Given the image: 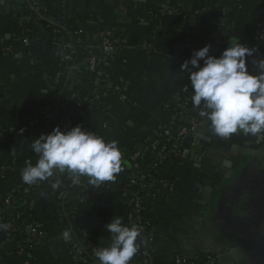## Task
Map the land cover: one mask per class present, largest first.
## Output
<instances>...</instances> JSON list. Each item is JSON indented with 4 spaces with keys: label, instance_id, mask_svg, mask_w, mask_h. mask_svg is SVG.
<instances>
[{
    "label": "crops",
    "instance_id": "crops-1",
    "mask_svg": "<svg viewBox=\"0 0 264 264\" xmlns=\"http://www.w3.org/2000/svg\"><path fill=\"white\" fill-rule=\"evenodd\" d=\"M22 4L27 0H11ZM49 20L75 19L88 38L94 54L105 33L117 32L123 46L106 69L111 87L122 85L121 95L113 94L104 113L91 104L72 109L69 128L80 124L105 138L116 141L121 151V170L115 180L99 187L88 183L91 201L87 226L93 250L110 243L104 225L123 218L122 185L130 172L126 154L151 140L155 131L170 116L167 106L177 104V97L187 73L180 66L194 49L214 41L211 53L219 56L229 40L256 48L264 54V40L258 39L264 25L262 0H36ZM219 4L216 11V4ZM222 8V10L220 9ZM199 12L196 16L193 14ZM228 17V31L220 33ZM35 39L33 50L16 36L17 22ZM40 16H26L20 8L0 3V37L11 40L12 52L0 58V166L9 169V178L0 176V195L26 185L21 179L25 161L35 163L30 149V133L37 131L25 118L35 109L51 110L54 98L50 85L56 73L71 69L69 59L58 54L59 41L45 37ZM256 55V54H254ZM249 60L252 57L248 58ZM82 80L73 83L78 96L94 90L93 75L87 66L80 68ZM190 100V95H188ZM199 120L203 129L185 146L180 157H170L151 166L156 179L150 187L152 196L145 200L152 227L153 264H173L176 257L197 259L212 254L218 264H264V146L258 147L255 135L233 134L221 138L209 130V123ZM181 121L182 123H186ZM21 129H24L21 134ZM15 132L11 134L9 132ZM174 132H178L175 129ZM18 136V137H17ZM125 164V165H124ZM67 177V174H62ZM58 176L53 179H57ZM68 178V177H67ZM82 178V177H81ZM70 180V179H69ZM162 184L157 187L156 184ZM173 184L172 189L169 187ZM30 210L43 226V242L37 243L32 260L35 264H76L70 241L62 238L60 202L48 181L34 184ZM77 199L67 202L76 208ZM15 228L31 223L21 219L20 207L7 209ZM11 229L0 226V264H21L10 247ZM129 264H140L139 250Z\"/></svg>",
    "mask_w": 264,
    "mask_h": 264
},
{
    "label": "trees",
    "instance_id": "trees-1",
    "mask_svg": "<svg viewBox=\"0 0 264 264\" xmlns=\"http://www.w3.org/2000/svg\"><path fill=\"white\" fill-rule=\"evenodd\" d=\"M36 0H27L22 4H15L11 0H0V3H4L11 8H20L26 16H40L42 25L45 30V34L53 35L60 43L58 54L61 57L69 59L71 62V69L67 73H56L53 76L50 85V96L54 98V106L48 112L40 109H35L31 114L27 115L25 121L29 125L32 120L39 122V129L30 133V139L35 140L40 134H47L52 129L59 125L61 129L69 127L68 117L72 112V109L79 107L81 104L89 103L95 112L104 113L107 109V105L111 101L114 87L109 84L108 77L106 75V69L112 65L113 57L104 54L101 49L103 38H107L114 45L116 52L123 46L122 36L117 32L105 33L101 36L98 46L99 53L94 54L90 46L88 45V38L86 33L80 29L75 19H69L67 21L58 20L52 22L49 20L48 12L37 11L34 6ZM220 5L216 4V11ZM222 10V8H220ZM197 13L193 14L196 16ZM262 27V26H261ZM16 36L21 43L28 39L31 44L27 47L29 51L33 50L35 39L32 35L27 33L23 28L21 20L17 22ZM261 29L258 35V39H261ZM208 44H212L214 41L211 37L207 38ZM70 46V49H65L66 46ZM11 40H4L0 37V58L12 52ZM115 52V53H116ZM95 58L99 65L93 75V82L95 84L94 90L85 97L78 96L77 92L73 89V83L76 80H82L84 75L80 73V68L87 66L89 68L90 61ZM250 61V60H249ZM251 70V64H249ZM100 73V74H99ZM189 81L186 78L182 84V87L178 94H181L183 87L188 85ZM122 87V85L119 84ZM191 87L189 95L191 96ZM123 92V89H122ZM170 111V116L165 122V126L170 130V136H163L159 142V148L157 151H144L140 154L137 160H133L136 150H129L126 154L125 164L129 168L130 172L128 177L124 180L122 185V200L123 207L122 213L126 226H133L129 219L130 215H134V206H130L131 201H138L140 206V212L137 216L140 219L141 227L144 230V236L148 242L153 244L152 227L150 225L149 217L147 214V206L145 200L153 195L150 184L156 179L154 171L151 166L160 162L158 158L159 151L166 147L168 149L167 155L174 157L175 154L169 151L170 140L176 144H180L178 133L174 132L178 129V126H173L174 119L177 121H184L185 119L192 120L189 112L196 110L191 102V99L185 102L184 100L178 102L174 106H167ZM45 113L52 114V119L48 120ZM176 117V118H174ZM174 118V119H173ZM15 134V132H9ZM163 134V130H160ZM264 133V132H262ZM8 135V132H0V138ZM257 134L255 135L256 139ZM18 137V136H17ZM124 164V165H125ZM0 176L2 179L9 178V169L0 166ZM58 179L61 180V185L58 189H55V195L57 202H60L61 215L59 217L60 222L64 225L65 230H68L71 234L70 246L74 257L76 258V264H99L93 255V240L90 236L87 226L88 211L91 201V193L89 185L86 182L87 177L81 178V184L74 186L67 177L62 174H57ZM135 182V183H133ZM34 185H22L15 187L6 196L0 195V226L11 229L12 240L9 242L10 247L15 252L16 256L20 260L21 264H35L32 260L33 252L37 243L43 242V237H39V233H43L42 224L35 221L34 216L30 210V204L33 202V190ZM171 189L173 184L169 186ZM77 199L76 208L70 209L67 202L70 199ZM20 207L21 219L31 218L34 224L38 225V234L32 236L28 232L26 226L15 228L13 220L6 214L7 209ZM142 240L138 237L137 243L141 247ZM148 256H140V264H153L152 257L154 254V244L152 247H148ZM149 255L151 257H149ZM218 264L217 260L212 254H205L197 259H187L184 257H176L173 264ZM184 261V262H183Z\"/></svg>",
    "mask_w": 264,
    "mask_h": 264
},
{
    "label": "clouds",
    "instance_id": "clouds-1",
    "mask_svg": "<svg viewBox=\"0 0 264 264\" xmlns=\"http://www.w3.org/2000/svg\"><path fill=\"white\" fill-rule=\"evenodd\" d=\"M210 53V44L194 49L180 66L182 73H187L190 99L199 117L210 122L212 133L225 139L238 132H264V54L234 40H229L219 56ZM30 149L37 159L35 163L25 161L20 173L28 185L48 181L55 190L61 180L53 178L67 174L74 186L81 184V177H88L90 185L99 187L114 181L121 170L117 142L106 141L80 124L64 129L57 125L49 133L40 134ZM104 228L110 233V243L93 250L96 260L99 264H129L139 250L137 239L142 229L125 226L119 216ZM62 238L71 241L70 232L65 230Z\"/></svg>",
    "mask_w": 264,
    "mask_h": 264
},
{
    "label": "built area",
    "instance_id": "built-area-1",
    "mask_svg": "<svg viewBox=\"0 0 264 264\" xmlns=\"http://www.w3.org/2000/svg\"><path fill=\"white\" fill-rule=\"evenodd\" d=\"M262 1L264 3V0H262ZM1 4L3 5L4 3H1ZM34 6H35V9L37 11L40 10V8L38 7L37 1L34 2ZM197 14H199V12H197ZM260 29H261V35H262V38L261 39L264 40V25H262V27H260ZM23 43H24V45L26 47H28L31 44V41L28 40V39H26V40H24ZM70 48L71 47L69 45L65 47V49H70ZM100 50H102L104 54H107V55H109L111 57H113L114 54H115V52H116L114 45L107 38H103V43H102V46H101V49ZM98 65H99V63L97 62V60L95 58H93L90 61L89 71L92 73V75L95 74V70H96V68H97ZM94 86H95V84H94ZM190 87L191 86L189 84V85H186L185 87L182 88V90H181V96H178L177 97V103L178 102H181L183 100L185 102H187L189 100L188 99V95H189ZM114 93L117 94V95H121L122 94V88H121V86H119V85L116 86L114 88L113 94ZM48 111H50V110H48ZM48 111H45V112H48ZM45 115H46V117H47L48 120H51L52 119V114L45 113ZM70 116H71V114L69 115V117L67 119L68 122L70 120ZM174 118H176V117H174ZM199 124H200L199 123V120H197V119H192L190 125L189 124H186V123H182L181 121H177L176 119L173 120L172 125L173 126H178V136H179V140L181 142L180 144H176V143H174L171 140L169 142V145H170L169 151H172L175 154L174 157H180L181 149H182V147H181L182 144L186 141L187 138L195 135L194 133H195L196 128L198 127ZM29 125L32 128L36 129V130L39 129L38 128L39 127V122L37 120H35V119L32 120L29 123ZM161 129L164 132L163 134L160 133V130ZM170 134L171 133H170V130L168 129V127H166V126L163 125L160 128H158V130L155 131V136H154L153 139L144 141L143 144L139 148L136 149V153H135V155L133 157V160L134 161L137 160L139 158L140 154L142 152H144V151L145 152L146 151H152V152L157 151L158 148H159V142H160L161 138L163 136H170ZM255 143H256V145L258 147H263L264 146V133L261 132V133H258L257 134L256 139H255ZM167 153H168V149H166V147L162 148L159 151L158 158L161 160V162L164 161L166 157H169L167 155ZM133 183H135V182H133ZM130 206H134V208H135L134 211H133L134 215H130L129 216L130 221L132 222L133 225H135V226L139 227L140 229H142L141 234L139 236V238L142 240V242H141L142 249L139 248V255L145 257V256H148V249L147 248L148 247L149 248L152 247L153 244L147 241V239L144 236V230L140 226L141 225L140 219L137 216V214L141 210L140 209V206H139V202L138 201H131L130 202ZM30 221H31V223L27 227L28 228V232L32 236H35V235L38 234V229H40V227L38 225L34 224V222H33V220L31 218H30ZM39 237H43V233L42 232L39 233ZM149 257H151V256L149 255ZM178 264H179V261H178Z\"/></svg>",
    "mask_w": 264,
    "mask_h": 264
},
{
    "label": "water",
    "instance_id": "water-1",
    "mask_svg": "<svg viewBox=\"0 0 264 264\" xmlns=\"http://www.w3.org/2000/svg\"><path fill=\"white\" fill-rule=\"evenodd\" d=\"M229 20H228V17H225L224 19H223V21H222V25L219 27V31H220V33H222L223 35H225L224 34V32H227L228 31V26H229V22H228ZM186 122H187V124H191V121L190 120H186ZM203 129V127L202 126H198L197 128H196V131H195V133L194 134H197L200 130H202ZM178 133V132H177ZM193 139H194V137L193 136H191V137H189V138H187L186 139V144H185V146H187L188 147V145L190 144V142H193ZM260 148V147H259ZM170 157H166L165 158V160L164 161H166V160H168ZM156 186L157 187H161L162 186V184H156ZM153 186H151V188H152Z\"/></svg>",
    "mask_w": 264,
    "mask_h": 264
}]
</instances>
